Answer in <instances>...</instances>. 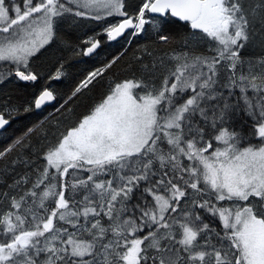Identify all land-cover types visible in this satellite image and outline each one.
Returning a JSON list of instances; mask_svg holds the SVG:
<instances>
[{
    "label": "snow or ice",
    "instance_id": "obj_1",
    "mask_svg": "<svg viewBox=\"0 0 264 264\" xmlns=\"http://www.w3.org/2000/svg\"><path fill=\"white\" fill-rule=\"evenodd\" d=\"M131 7L128 0H23V8L0 0V84L36 82L33 58L65 22H106L109 41L130 29L132 37L151 31L167 43L163 29L173 19L190 29L179 50L145 49L152 59L137 58L139 75L110 83L89 114L41 152L46 164L30 187H23L27 173L9 185L17 194H3L10 208L0 212V264H264V56H241L264 31V0ZM83 43L89 56L101 42ZM117 59L90 71L68 99ZM63 69L50 79L60 80ZM54 99L48 88L24 105L0 99V136ZM38 129L27 127L0 159L30 147Z\"/></svg>",
    "mask_w": 264,
    "mask_h": 264
},
{
    "label": "trees",
    "instance_id": "obj_2",
    "mask_svg": "<svg viewBox=\"0 0 264 264\" xmlns=\"http://www.w3.org/2000/svg\"><path fill=\"white\" fill-rule=\"evenodd\" d=\"M16 2L23 8V0H16ZM251 2L256 3L258 0H251ZM128 3L132 6L129 9L131 11L140 3V0H128ZM116 19L120 18H109L112 21ZM105 23L78 19L75 26L67 22L61 24L57 29V40L33 58L31 67L39 74L35 83L13 80L0 84V99L10 96L12 102L18 105L31 103L33 98L45 88L53 91L56 97L53 105L40 111L36 109L27 116L13 121L8 131L0 136V151H2L27 127L40 124L43 129L33 133L30 147L16 149L0 159V212L10 208V200L3 194L8 193L9 196L17 194L9 188V185L27 173L30 178L29 183L23 187L31 186L37 175L36 170L42 169L46 164L41 152L55 144L66 130L76 126L80 119L89 114L90 110L108 93L110 83L132 77L134 74L139 75L137 58L143 55L146 62L152 59L145 53V49L151 50L155 56H163L174 49L179 50L182 47L183 36L190 31L185 22L173 19L163 29L164 34L169 36L167 43L160 42L156 39V34L151 31L148 35L138 37L130 36L131 31H129L120 39L109 41L106 35L102 34ZM93 36L100 40V47L93 54L85 56L82 54V49H85L87 45L83 41ZM241 56L245 60L264 56V31L259 32L255 39L241 50ZM117 57L119 59L103 76L98 77L88 88L83 89L71 100L68 99L74 88L90 71L104 67L107 62ZM61 63L64 65L65 75L60 80L50 79ZM235 126L243 127L246 133L251 131L242 120H237ZM23 159L29 161L27 166L19 162L15 165L12 163L14 160ZM79 175L86 176L87 173H79Z\"/></svg>",
    "mask_w": 264,
    "mask_h": 264
},
{
    "label": "water",
    "instance_id": "obj_3",
    "mask_svg": "<svg viewBox=\"0 0 264 264\" xmlns=\"http://www.w3.org/2000/svg\"><path fill=\"white\" fill-rule=\"evenodd\" d=\"M130 31V29L129 30H127L124 34H126L127 32H129ZM122 36H120V37H118L116 40H118L119 38H121ZM113 41H115V40H113ZM25 83H30V82H25ZM35 83V82H34ZM54 102H55V99L54 100H52V101H50V102H46L42 107H41V109H37V110H43L45 107H49V106H51V105H53L54 104Z\"/></svg>",
    "mask_w": 264,
    "mask_h": 264
},
{
    "label": "bare ground",
    "instance_id": "obj_4",
    "mask_svg": "<svg viewBox=\"0 0 264 264\" xmlns=\"http://www.w3.org/2000/svg\"><path fill=\"white\" fill-rule=\"evenodd\" d=\"M131 31V30H130Z\"/></svg>",
    "mask_w": 264,
    "mask_h": 264
},
{
    "label": "rangeland",
    "instance_id": "obj_5",
    "mask_svg": "<svg viewBox=\"0 0 264 264\" xmlns=\"http://www.w3.org/2000/svg\"><path fill=\"white\" fill-rule=\"evenodd\" d=\"M43 50V49H42Z\"/></svg>",
    "mask_w": 264,
    "mask_h": 264
}]
</instances>
